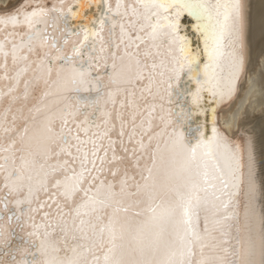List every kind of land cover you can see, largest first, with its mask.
Returning <instances> with one entry per match:
<instances>
[{"label":"bare ground","instance_id":"bare-ground-1","mask_svg":"<svg viewBox=\"0 0 264 264\" xmlns=\"http://www.w3.org/2000/svg\"><path fill=\"white\" fill-rule=\"evenodd\" d=\"M0 1L10 10L0 9V47L10 50L12 45L18 61L22 54L28 56L21 62L28 70L15 91L0 100V125L5 118L9 127L0 133V146L10 147L1 154L13 159L9 168L3 166L0 185L6 178L19 184L6 171L24 180L40 174L42 161L62 144L64 129L59 124L66 110L84 104L90 113L79 120L90 121L91 115L98 114L97 121L113 118L109 124H117L116 113L119 120L127 117H121L126 99L136 110L127 128L121 129L127 144L113 152L121 158L90 179L92 195L101 202L91 203L90 198L82 209L79 219H86L82 226L87 233L74 242L57 234L39 235L38 261L31 264H76V256L87 264L90 257L83 251L87 247L98 250L96 264H163L164 258L167 264H188L189 247L191 264H249L253 239L247 225L254 170H258V192L264 204V0H240L238 22L230 20L232 0H25V7L16 9L21 0ZM168 8L171 17L164 11ZM65 12L76 30H84L60 33L65 27L60 14ZM185 12L194 21L192 30L200 48L193 49L184 32H179L180 13L183 22L188 21ZM219 56L214 85L212 65ZM4 58L10 61L13 53ZM183 74L193 89L186 90ZM12 84L13 80L1 79L0 91ZM76 86L83 93L70 97ZM179 93H187L186 105ZM206 94L215 105L209 113L210 125L205 123L210 104L204 103ZM188 117L200 119L193 121L200 127L190 137L183 127L189 125ZM111 134L119 136L116 128ZM187 139L194 146L209 147V155L205 148L196 149L198 168L189 175L181 162L170 161L171 154L186 160L178 150L182 144L191 146ZM208 156L225 175L230 196L216 197L218 174L211 162L203 161ZM63 157L55 154L48 161ZM235 170L240 174L239 189L233 179ZM62 175L59 170L47 181ZM38 180L31 185H38ZM228 197L232 202L223 208ZM154 200L158 203L151 213ZM184 201L190 208L191 226L183 218L180 204ZM103 225L100 242L97 229ZM1 226L0 264H27L24 241L11 238L13 226L5 220ZM177 227L179 239L173 236ZM54 249L63 250L68 260L61 262L51 252Z\"/></svg>","mask_w":264,"mask_h":264},{"label":"water","instance_id":"water-1","mask_svg":"<svg viewBox=\"0 0 264 264\" xmlns=\"http://www.w3.org/2000/svg\"><path fill=\"white\" fill-rule=\"evenodd\" d=\"M228 1V0H227ZM231 6H230V20L232 18H235L234 20H236V22H238L239 20V11H240V0H232L231 2ZM186 13V12H185ZM188 15V21L187 22H183V16L181 15L180 16V20H181V25L183 27H181L182 31L186 33V38L189 40L190 44L191 45H195V44H198V37L194 35V31L192 30V26L194 25V21H192V17L186 13ZM193 32V34H192ZM192 35V36H191ZM225 41V40H224ZM221 60V58H219V61ZM203 61V60H202ZM213 74H214V71H213ZM218 82V81H217ZM216 83H214L215 85ZM206 98H208V94L205 95V105H207V103H210L208 107H206V110H207V117L206 118H209L210 117V112H211V108H215V105L214 103H211L213 102L212 99H208L206 100ZM185 103H186V100H185ZM188 110H190V106L188 107ZM191 120V119H189ZM209 119H206V122L205 123H208V125H210L211 123H209ZM199 125H194V124H191L190 127L187 129V125H184V129H186V137H189V133L192 132V130L196 127H198ZM171 132V131H170ZM173 132V131H172ZM189 141V143L191 144V146L189 147V145H186V144H182L181 146V149L178 150V155L181 157L183 154H185L186 156V160L185 161H181L179 158H175L176 156H173V154L170 155V161H177V162H181L184 167L187 169L188 172V175L189 174H192L193 172L196 171V169L198 168V164L197 161L199 162L200 159H196V156H195V153H196V149H194L193 145H192V142H191V139H187ZM186 150H185V148ZM204 148V147H202ZM208 149V148H207ZM236 158V157H235ZM207 161L211 162L212 163V167H214L213 169L216 170L218 176L216 178V180H218V183H217V192H216V197H221V196H230L231 195V192H227L225 191L229 186H228V183H227V180H226V177L225 175H222L220 173V170H219V167L217 165V162L214 158H212L211 156H209V158L207 159ZM193 163H195L193 165ZM200 164H203V162H201ZM240 168V167H239ZM238 169V168H237ZM254 170V169H253ZM239 171V170H237ZM237 171L235 170L233 174H236V178H233L235 179V181H237V186H238V189H239V185H240V181H239V172L237 174ZM177 174L178 175H182V172H178L177 171ZM257 174H258V170H254V178H255V181H254V184H253V187L250 191V197H251V200H250V203H251V206L249 210L250 211V214L248 212V225L249 226V230H250V235L251 238L253 239V241L251 242V245H250V255H249V259H250V263L249 264H263V250H264V245H262V243L264 242V204L262 203V198L258 192V189H259V184L257 183ZM148 175V174H147ZM146 175V177H147ZM205 175H207L206 173L203 174V180L205 179V182L207 181V179L205 178ZM241 187V186H240ZM207 188H212V186L210 185V187L208 185H204V189H207ZM241 189V188H240ZM233 192V191H232ZM223 193V195H222ZM228 198H226V201L225 203L222 205L223 208H227L230 206V203L232 202V199L230 198V200H228ZM158 203V200H154V202L152 203V205L150 206V212L151 213H154V207L157 205ZM180 207H181V210L183 211L184 215H183V218H184V221L185 222H188L189 226H191V223H190V208L188 207V204L185 203V201L180 204ZM120 209L121 210H126L125 206H120ZM197 211V209L195 210ZM157 217L156 215H152V218H155ZM224 218H229V215H224ZM163 218H161L160 220H162ZM197 220V218H195ZM179 225V224H178ZM180 226V225H179ZM188 226V227H189ZM179 228L177 227L176 231L177 232H174L173 233V236L176 237L177 239L180 238V234H178V230ZM162 232H163V228L162 229H159V231H157V233L154 235V241H156L157 239H159V237L162 235ZM143 241V240H142ZM187 257L189 260H188V264H191V257L193 255V251H191V247L188 248L187 250ZM163 264H167V262H169V260H167L166 258L163 259Z\"/></svg>","mask_w":264,"mask_h":264}]
</instances>
